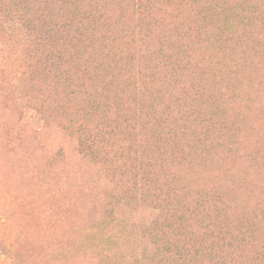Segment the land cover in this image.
I'll list each match as a JSON object with an SVG mask.
<instances>
[{
  "label": "rangeland",
  "instance_id": "rangeland-1",
  "mask_svg": "<svg viewBox=\"0 0 264 264\" xmlns=\"http://www.w3.org/2000/svg\"><path fill=\"white\" fill-rule=\"evenodd\" d=\"M98 3L104 7L107 24L119 26H113L112 35L122 45V54L117 56L119 67L111 72L118 78L117 86L111 89L109 101L90 118L78 114L89 106L86 99L72 98L61 89L59 98L51 100L46 116L61 118L65 126L73 122L74 129L82 123L91 130L99 123H112L105 119L106 110L114 109L109 114L114 120L122 108L134 104L133 86L124 80L121 67L135 63L139 69L136 76L143 74L154 80L142 112L149 116L150 104L159 103L162 110L166 106L173 110L170 121L163 123L165 116L156 117L153 136L162 141L167 172L176 179H169V186L157 190L156 195L170 199L163 216H151V208L159 205L153 198L145 204L139 201L133 208L143 215L144 229L138 230L137 236H130L129 229L122 231L123 235L137 237L139 247L148 245L150 250L158 237L160 244L171 242L178 250L195 242L189 247L190 253H198L201 264L215 259L218 263L220 256L226 264H264V0H129L122 9L116 7V0H86L91 8ZM149 4H154L152 10ZM60 5L56 0L55 6ZM36 7L41 13L32 14ZM45 8L36 0H0V80L8 77L27 89L35 82L37 85L40 75L32 72L25 55L30 44L26 24L33 16L46 17ZM146 8L150 13H145ZM244 19L251 21V26L245 25ZM226 21L234 25L233 32L223 28ZM122 30L130 39L122 37ZM114 46L110 59L120 51ZM179 63L188 65L177 69ZM86 76L93 80L89 91L96 94L97 85L104 86L101 76L91 72ZM173 80L185 87L180 98L167 91L157 97L162 83L170 82L168 88H173ZM127 118L135 120L133 111L113 125L128 144H134L136 137L124 121ZM57 124V135L48 136L52 148L43 154L42 165L53 162H47L49 151L59 147L62 138H66L69 149L75 148V136L60 135ZM72 131L75 134L73 127ZM147 136L149 133L143 137L142 146L150 142ZM136 142L130 156L146 153V148L138 150ZM4 144L0 143V264H122L117 253L106 256L96 247L92 231L102 226L103 218L109 217L114 207L120 211L116 200L129 186L117 183L112 191L101 187L91 192L95 184L85 180L84 186L92 188L85 192L81 181L70 179L87 170L77 154L66 162L72 171L68 179L60 175V166L54 174L43 175L25 168L26 161H11V157L28 159L26 153L34 151L17 152L15 144ZM34 166L31 163L29 168ZM153 175L157 184L164 172L157 169ZM179 186L185 189L182 193ZM192 200L199 203L196 212L202 211L204 221L188 213ZM214 201L219 202L212 208ZM176 206L184 218L178 219L180 213L171 217ZM206 212L213 213L211 218ZM164 216L173 219L166 222ZM208 225L212 229L206 232Z\"/></svg>",
  "mask_w": 264,
  "mask_h": 264
},
{
  "label": "trees",
  "instance_id": "trees-1",
  "mask_svg": "<svg viewBox=\"0 0 264 264\" xmlns=\"http://www.w3.org/2000/svg\"><path fill=\"white\" fill-rule=\"evenodd\" d=\"M36 1L43 3L46 7L44 11L48 12L44 18H37L32 15L30 22L26 24L30 44L25 55L26 59H29L28 62L31 63L29 67L33 69L32 72L40 75L37 85L35 82L34 86L27 89V87H20L21 85L17 84V81L15 82L14 79L8 77H3V80H0V143L5 142L4 145L6 146L15 144L17 152L25 153L26 149L34 151L31 154L26 153L28 159L11 157V161L19 163L26 161L27 167L25 166V168L28 170L33 169L34 173L38 172L43 175L54 174L60 166V175L65 174L66 178L69 179L72 171L66 162L72 154L75 156L77 154V157H80L81 161L86 163L87 170H83L79 176H72L70 179L74 182L75 180L81 181L80 185L86 189L85 192L92 189L84 186L85 180L92 181L95 184V189H92L91 192L93 190L100 191L101 187L112 191L113 186L118 185L117 183H119V186H129L128 192L122 198L116 200L120 204V211H117L114 207L115 209L111 211L110 216L105 215L103 218L102 226L92 231L93 237L98 243L96 247L107 254L106 256L117 253L116 255L121 257L122 264H201L198 253H190L189 247L190 245L195 246V242L188 243L189 247L184 245L181 250H178L174 248V244L171 242L160 244L161 240L158 237L151 244L152 250H150L148 245L143 248L139 247L136 242L137 237L132 239L129 238L127 232V235H123L122 232L129 229L130 236H137V231L141 228L144 229L143 215L139 210L133 208L139 201L145 204L146 200L153 198V202L160 205L151 208V216L157 218L163 216L166 205L170 206L168 197L163 198L156 195V193L159 188L165 185L166 187L169 186V179L175 180L176 178L172 177L171 171L167 172L166 152H161L162 141L153 136V130L157 127L154 121H158V118H164L163 116H165L163 123L167 120L170 121L169 118L173 110L170 106H166L162 110V104L159 103L150 104L149 116L142 112L141 107L146 106L143 101H147L151 97L148 88L152 87L150 82L154 80L143 74L136 76V74H139V69L131 61L129 65H122L121 70L124 72L122 74L124 80L129 86H133L130 90L135 93L134 104L131 107L122 108V114L114 120L109 118V114H113L114 109L106 110L105 117L107 118L105 119L110 120L112 123H99L94 130L88 129L87 123H82L74 129L73 122L65 126L64 123H61V118L47 117L46 111L50 102L54 97L55 99L59 98L61 89L67 90L68 95L72 98L84 97L86 99L89 106L79 110V115L85 113L89 118L95 115L100 105L109 101L111 89L117 86L115 81L118 78L113 74L111 75V72L119 67L117 56L122 54V50H120L122 45L118 44L115 38H112L115 33L114 25L107 24L105 10L100 3L91 8L86 5V0H60L61 5L57 7L55 6L56 0ZM127 1L129 2V0ZM127 1L116 0V7L122 9ZM153 5L149 4L150 10H152ZM35 9L36 12L32 11V14L41 13L38 7ZM149 9L146 8L145 13L148 11L150 13ZM122 17L121 15V24L123 23ZM245 21V25L251 26V21L250 23L249 20ZM114 27L119 28V26ZM233 27L234 25L229 21L223 24V28L232 29L231 32H233ZM120 32L125 40L126 38L130 39V35H123V30ZM114 44L118 45L117 49L120 51L113 55L116 57L110 59L109 57H112L110 51L115 47ZM99 56L100 58H98ZM187 65L188 63L184 64L185 67ZM184 66L179 63L177 69L179 67L184 68ZM91 69L96 71L95 74ZM88 72L95 76L99 74L102 78L100 82L104 86L97 85V88H95L96 94H91L89 91V89H93L90 87V82H93V80L87 78L86 74ZM5 75L8 74L5 72ZM181 76L184 75L181 74ZM173 83L175 84V86H172L173 88H168L170 82L162 83V88L156 91L157 97L164 96L167 91L170 95L180 98L185 91V87L176 80H173ZM115 110L116 112L119 111V109ZM130 111H133L136 117L135 120L127 118L124 121L127 122V125L129 124L128 129L136 137L135 142L137 139L140 140L136 142L138 150L146 148L145 154L135 152L133 156H130V150L135 142L134 144H128L121 137L122 132L116 126L119 119ZM101 118H103L102 115ZM56 122L60 124V135H67V138L75 136V148L69 149L65 142L66 138H62L59 147H54L49 151L51 157L47 162L50 159H53V162L42 165L43 154H48L47 151L52 148L49 146L48 136H52L56 132ZM159 122L161 123V120ZM148 133L149 136L147 137L150 142L142 146L143 137ZM88 134L90 135L88 136ZM204 134H208V132H204ZM46 139L48 141H45ZM198 144L204 146L202 141H199ZM31 163L35 165L33 168H29ZM185 164L186 161L181 162L179 166L184 167ZM157 169L164 172V177L155 184L154 180L156 179L153 178V172ZM179 188L180 193L185 190L183 187L179 186ZM218 202L214 201L211 207H216ZM189 203L190 201L185 202L184 205L186 206ZM198 206L199 203L192 200L188 213L194 218H200L204 221L202 211L196 212ZM179 208V206H176L173 209L171 217L178 216L177 214L180 213L182 216H178V219L184 218V213ZM212 211L213 213L216 212L213 209ZM206 213H209L208 215L211 218L210 214L213 213ZM171 217H165L164 220L167 222L168 219V222H170L173 219ZM117 227H121V229L118 228V231H116ZM168 228H173V225L168 226ZM211 229L212 227L209 225L204 228L206 232ZM162 235L164 236L165 233ZM139 239L143 242L142 238ZM217 258L218 263L215 259L214 261L210 260V263L207 264L227 263L223 256Z\"/></svg>",
  "mask_w": 264,
  "mask_h": 264
}]
</instances>
